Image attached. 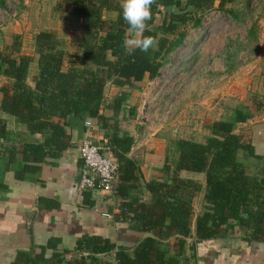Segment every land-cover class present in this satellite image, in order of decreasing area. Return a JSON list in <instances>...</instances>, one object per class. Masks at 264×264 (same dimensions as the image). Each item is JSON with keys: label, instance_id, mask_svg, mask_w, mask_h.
<instances>
[{"label": "trees", "instance_id": "16d2710c", "mask_svg": "<svg viewBox=\"0 0 264 264\" xmlns=\"http://www.w3.org/2000/svg\"><path fill=\"white\" fill-rule=\"evenodd\" d=\"M235 1L156 0L143 35L155 37L158 47L128 56L122 46L129 36L121 15L122 0H58L54 11L80 23L81 39L72 57H67L66 39L51 30L34 34L35 56L22 53L19 33L0 47V109L31 133L43 135L38 142L14 141L6 121L0 118V151L9 152V162L20 152L24 161L23 170L16 175L22 177L24 172L38 170L40 162L57 157L70 145L69 116L97 118L108 128L102 152L109 151L118 163L113 190L122 201L114 219L126 222L130 230L150 234L131 247H116L107 237L84 235L77 240L71 258L64 257L66 250L46 257L43 248L33 256L20 253L17 264H83L87 258L90 264H110L101 263L97 255L111 252L116 255L112 264H178L175 256L166 257L164 245L175 236L176 254L183 256L186 238L191 234L193 199L201 189L197 180L182 176V170L205 175L201 210L194 221L197 242L228 237L227 225L233 222L243 232L242 240L264 243V175L246 172L238 152L245 150L253 155L254 147L234 132L236 123L246 121L251 114L237 109L234 118L213 121L209 125L211 133L203 142L169 137L163 165L166 177L146 181L149 199L143 200L138 194L132 196L138 187V166L128 156L134 138L120 135L116 128L109 130L108 120L100 112L109 81L123 86L145 77L155 78L170 53L184 42L187 27L201 26L206 12L216 9L237 20L238 11L228 6ZM0 7H6V0H0ZM159 15L162 17L157 23ZM250 100L258 111L264 106L257 94H252ZM122 102L121 97L115 98L113 105L121 108ZM128 114L135 116V109L129 108ZM172 157L175 161L170 167ZM49 246L56 244L50 242ZM85 251L89 256L83 254Z\"/></svg>", "mask_w": 264, "mask_h": 264}, {"label": "crops", "instance_id": "0c3cea01", "mask_svg": "<svg viewBox=\"0 0 264 264\" xmlns=\"http://www.w3.org/2000/svg\"><path fill=\"white\" fill-rule=\"evenodd\" d=\"M45 1L46 7L42 0L18 1L36 19L33 22L13 20L5 23L0 28V47L9 44L14 33H19L22 36V53L35 56L34 34L51 30L66 39L67 57L75 54L78 49L76 43L81 39L79 21L54 11L58 0ZM263 67L264 51H261L234 69L211 57L199 71L175 73L178 77H188L187 89L182 88L174 94L170 116L161 114L155 122L146 116L151 108V84L160 83V78L166 77L162 70L153 79L145 77L142 81L123 86L109 81L100 112L107 118L109 130L116 128L120 135L129 134L134 138L128 156L138 166V187L132 196L138 194L143 200L149 199L145 182L166 177L163 165L169 137L203 142L211 133L209 125L213 121L234 118L237 109L251 114V117L236 123L234 132L241 134L254 147L253 155L241 150L238 158L248 174L264 175V106L258 111L250 100L252 94H257L264 101ZM119 97L123 100L121 108L113 105L114 99ZM129 108L135 109V116L129 117ZM0 118L6 121L10 138L14 141L43 140L41 133H31L23 123L1 109ZM67 123L70 145L57 157L40 162L38 170L24 172L22 177L16 175L23 170L22 154L17 152L15 159L9 162V152L0 151V264H17L20 253L33 256L43 248L46 257L66 250L64 257L71 258L76 253L77 240L84 235L107 237L116 247H131L142 237L150 235L130 230L126 222L114 219L122 201L114 190L104 192L78 187L82 167L79 157L81 141L89 138L105 150L108 128H104L97 118L87 115L83 118L69 116ZM2 142L0 140V146ZM106 154L111 153L107 151ZM174 161L173 157L169 160L170 167ZM180 174L197 180L201 185L193 199L191 234L186 238V247L194 250L196 263L264 264V243L242 240L243 232L233 222L227 225L230 235L226 238L195 240L194 221L201 210L205 175L186 170ZM176 240L175 236L169 238L164 247L166 257L175 256L180 261L182 256L176 254ZM50 242L56 246L50 247ZM97 257L101 263L116 261L115 252ZM83 264H90V259L87 258Z\"/></svg>", "mask_w": 264, "mask_h": 264}, {"label": "rangeland", "instance_id": "374dc122", "mask_svg": "<svg viewBox=\"0 0 264 264\" xmlns=\"http://www.w3.org/2000/svg\"><path fill=\"white\" fill-rule=\"evenodd\" d=\"M46 4L42 0V5L46 7ZM228 6L238 11L237 20L213 9L205 13L201 26L187 27L184 42L170 53L168 62L161 68L166 77L160 78V83L151 84L148 119L155 122L161 114L170 116L174 94L182 88L186 91L188 86V77H178V73L199 71L211 57L234 69L264 51V0H236ZM161 17L158 16L157 23ZM33 19L36 18L18 0H6V7H0V28L13 20L33 22ZM251 28L253 33L249 32Z\"/></svg>", "mask_w": 264, "mask_h": 264}, {"label": "built area", "instance_id": "2783aa9c", "mask_svg": "<svg viewBox=\"0 0 264 264\" xmlns=\"http://www.w3.org/2000/svg\"><path fill=\"white\" fill-rule=\"evenodd\" d=\"M82 161L78 187L81 190H101L111 192L114 188L118 163L111 154L102 152V147L85 138L79 145Z\"/></svg>", "mask_w": 264, "mask_h": 264}, {"label": "clouds", "instance_id": "9594fccd", "mask_svg": "<svg viewBox=\"0 0 264 264\" xmlns=\"http://www.w3.org/2000/svg\"><path fill=\"white\" fill-rule=\"evenodd\" d=\"M155 3L156 0H122L121 15L129 33L122 45L125 55L134 56L137 50L148 53L158 47L159 41L155 37L143 35L152 19L151 8Z\"/></svg>", "mask_w": 264, "mask_h": 264}, {"label": "water", "instance_id": "95a60500", "mask_svg": "<svg viewBox=\"0 0 264 264\" xmlns=\"http://www.w3.org/2000/svg\"><path fill=\"white\" fill-rule=\"evenodd\" d=\"M215 5H218V3L216 2ZM93 143L94 145H99L97 142ZM85 255H89V253L86 252ZM179 264H197L196 258L194 257V250L190 249L189 247L187 248L186 244L184 248V254L180 259Z\"/></svg>", "mask_w": 264, "mask_h": 264}]
</instances>
